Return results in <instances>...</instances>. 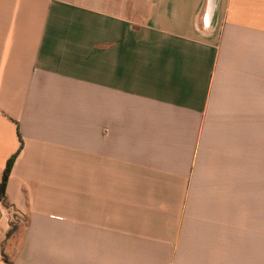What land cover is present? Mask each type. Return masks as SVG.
<instances>
[{
	"label": "crops",
	"instance_id": "0c3cea01",
	"mask_svg": "<svg viewBox=\"0 0 264 264\" xmlns=\"http://www.w3.org/2000/svg\"><path fill=\"white\" fill-rule=\"evenodd\" d=\"M16 154L0 264H264V0H0Z\"/></svg>",
	"mask_w": 264,
	"mask_h": 264
},
{
	"label": "trees",
	"instance_id": "16d2710c",
	"mask_svg": "<svg viewBox=\"0 0 264 264\" xmlns=\"http://www.w3.org/2000/svg\"><path fill=\"white\" fill-rule=\"evenodd\" d=\"M22 149H23V140L21 139V145H20V148H19V151L17 154H19ZM17 154L9 160V162L5 168L2 180L0 182V201L8 209L14 208V206L10 203L8 196H7V186H8V181H9L10 175L12 173V168L14 165V161L17 157ZM16 230H17V226L15 224H12L11 230L9 231L8 236H12ZM5 261L8 264H12L6 256H5Z\"/></svg>",
	"mask_w": 264,
	"mask_h": 264
}]
</instances>
